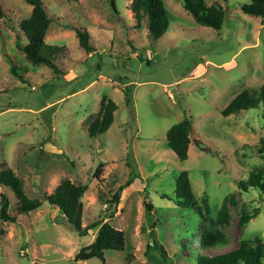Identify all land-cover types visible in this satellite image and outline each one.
Returning <instances> with one entry per match:
<instances>
[{
  "label": "rangeland",
  "instance_id": "obj_1",
  "mask_svg": "<svg viewBox=\"0 0 264 264\" xmlns=\"http://www.w3.org/2000/svg\"><path fill=\"white\" fill-rule=\"evenodd\" d=\"M42 1L52 21L46 41L67 46L56 60L59 71L26 58L28 40L20 24L32 5L1 0L0 169H12L28 197L42 206L20 214L15 193L0 185V200L8 197L16 217L15 223L0 217V264H104L98 258L74 261L99 227L80 235L46 200L65 179L87 186L83 226L110 220L125 233L126 248L106 251L105 264H198L197 251L209 252L194 240L210 224L196 212L200 208L205 216L203 199L214 218L227 197L236 201L229 202V220L219 227L228 242L224 250L245 239L264 242V192L238 188L254 169H264V110L222 114L237 94L264 85V22L241 9L251 0H206L226 10L220 30L197 23L182 0H163L170 25L156 40L146 17L138 25L133 0H114L117 13L111 0ZM76 30L89 33L94 53L80 46ZM105 95L118 110L109 130L93 138L88 122ZM185 118L193 134L189 158L181 162L167 132ZM184 170L197 199L193 208L175 198ZM130 173L135 178L111 218L116 205L106 201ZM243 205L260 213L241 227Z\"/></svg>",
  "mask_w": 264,
  "mask_h": 264
},
{
  "label": "trees",
  "instance_id": "obj_2",
  "mask_svg": "<svg viewBox=\"0 0 264 264\" xmlns=\"http://www.w3.org/2000/svg\"><path fill=\"white\" fill-rule=\"evenodd\" d=\"M25 1L32 5L31 14L28 18L22 20L20 24L21 30L28 40V43L24 45L26 58L32 63L44 64L59 71L56 60L60 56L64 57L63 55L67 52V46L52 45L46 41V35L52 21L43 1ZM182 3L183 7L192 15L197 23L217 30L222 28L226 17V10L220 3L208 5L206 0H182ZM111 5L114 12L117 13L114 0H111ZM131 9L138 20V25H140L139 22L142 19L147 18L149 35L153 39L160 38L169 29L170 19L163 0H133ZM241 9L245 14L260 17L264 22V0H251L250 3L243 4ZM4 17L5 11L0 0V20ZM76 34L80 46L85 48L88 54L95 50L89 44L91 43V39L87 31L76 30ZM11 71L17 74V66L12 65ZM131 88L128 85L124 91L127 105H130L132 101ZM250 109L264 110V85L259 89H246L237 94L222 110V114L230 116ZM117 110L118 105L109 96L105 95L101 101L99 112L88 122L89 135L94 138L106 133L114 123L115 112ZM192 134L193 125L189 118H185L181 122L174 124L167 132L169 148L181 162L189 158V146L192 141ZM260 150L264 152V141H262V148ZM103 166V163L98 165L94 174L95 178H101ZM133 178H135L134 173H130L127 181L120 186L112 199L106 201V203L116 205L111 213V218H114L118 213L117 208L121 203L122 193L126 188L130 187ZM0 185L10 188L15 193L19 201L18 211L20 214H29L42 206L40 200L28 197L24 190L23 180L12 169H0ZM238 188L242 192H247L251 188L264 192V169H254L248 179L239 182ZM86 190V185H79L69 179H65L56 187L52 194L46 196V200L51 206L59 209L67 222L77 228L80 235H87L90 229L99 227L95 240L83 247L76 254L74 261L79 262L98 258L105 264L106 251H122L126 248L125 233L114 227L110 223V220L96 221L87 226L82 225L84 212L83 197ZM175 198L179 206L184 208H193L197 203L189 174L185 170L180 172L177 177ZM203 201L206 208L205 216L200 208L196 212L209 221L210 224L202 226L199 235L194 240L200 243L204 251L209 252L207 254L197 251L196 259L198 264H263L264 242L261 237H255L252 240H242L238 247L224 250L228 242L225 240L219 227H222L229 220L228 204L229 202L236 204L235 199L230 196L224 200L217 218L212 216L208 201L206 199H203ZM0 205V217L2 220L15 223L16 217L11 216L9 213L10 201L8 197L3 195ZM147 207L150 209L151 205L147 204ZM241 209L239 223L241 227L247 225L250 220L256 218L260 213L259 209H254L251 212L245 205ZM128 261L129 258H127Z\"/></svg>",
  "mask_w": 264,
  "mask_h": 264
},
{
  "label": "water",
  "instance_id": "obj_3",
  "mask_svg": "<svg viewBox=\"0 0 264 264\" xmlns=\"http://www.w3.org/2000/svg\"><path fill=\"white\" fill-rule=\"evenodd\" d=\"M175 99L177 100L178 103H180V99H179V97L176 96ZM193 141H195L197 145L202 144V142L199 141V140L193 139ZM69 228H72V226L70 225Z\"/></svg>",
  "mask_w": 264,
  "mask_h": 264
},
{
  "label": "crops",
  "instance_id": "obj_4",
  "mask_svg": "<svg viewBox=\"0 0 264 264\" xmlns=\"http://www.w3.org/2000/svg\"><path fill=\"white\" fill-rule=\"evenodd\" d=\"M94 52H95V51H93V52H91V53H94ZM91 53H90V54H91Z\"/></svg>",
  "mask_w": 264,
  "mask_h": 264
}]
</instances>
